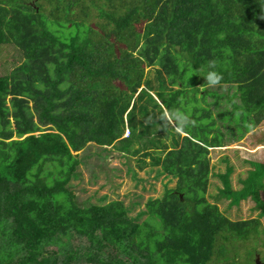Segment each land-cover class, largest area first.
<instances>
[{"label": "trees", "instance_id": "1", "mask_svg": "<svg viewBox=\"0 0 264 264\" xmlns=\"http://www.w3.org/2000/svg\"><path fill=\"white\" fill-rule=\"evenodd\" d=\"M91 7L105 24H88ZM11 44L22 60L0 75V264H211L223 242L262 231L206 194L210 148L227 139L210 105L231 102L229 134L264 121V0H0ZM209 63L227 93L205 84ZM177 110L190 127L158 128ZM90 142L150 156L176 186L143 222L122 200L81 205L69 184ZM246 153L263 178L264 156ZM231 172L220 191L239 203L256 184L233 190Z\"/></svg>", "mask_w": 264, "mask_h": 264}, {"label": "rangeland", "instance_id": "2", "mask_svg": "<svg viewBox=\"0 0 264 264\" xmlns=\"http://www.w3.org/2000/svg\"><path fill=\"white\" fill-rule=\"evenodd\" d=\"M87 19L88 24L94 27L105 24V19L98 15L94 7L90 8V16ZM21 60V51L15 45L2 46L0 75L9 74ZM158 69V66H154L146 70L148 78H152L157 89L161 85L157 79ZM209 89L219 94L229 91L226 86L218 85L209 86ZM233 90L234 88H231V91ZM209 100H214V97L210 96ZM219 103L218 106L210 105V108L216 124L227 132V139L224 141L225 146L210 148L212 169L206 196L210 202H217L223 213L232 220L259 218L262 231L249 240H235V237H232L223 242V253L218 251L211 264H257L258 255L259 259L264 261V177L256 175V168L246 152H260L264 156V150L260 149L264 147V121L257 125L251 124L249 129L242 128L243 132L239 127H233L232 133L229 134L226 128L229 123L220 117L219 112L231 110L233 106L226 98H221ZM128 134L129 130H126L125 136ZM77 153L80 154L81 163L77 176L72 178L69 187L81 205L122 200L129 209V215L138 222H143L148 217V200L162 197L168 188L176 186L177 179L159 171V168L152 164L151 157L144 156L143 153L129 155L121 152L116 146L102 147L91 142L75 154ZM229 167H232L229 176L232 189H243L253 180L256 184L253 194L257 193L256 196L250 193L247 198L235 203L234 197L220 191L225 188L224 175Z\"/></svg>", "mask_w": 264, "mask_h": 264}, {"label": "clouds", "instance_id": "3", "mask_svg": "<svg viewBox=\"0 0 264 264\" xmlns=\"http://www.w3.org/2000/svg\"><path fill=\"white\" fill-rule=\"evenodd\" d=\"M192 67V66H191ZM192 71L196 72V69L192 67ZM206 78V85L208 86H215L220 83L222 77L218 71L215 70V64L209 63L208 70L205 71L203 75H201ZM190 77V76H189ZM159 119L163 121L162 125L158 124L155 119H153V116L147 117V122L151 123L153 120L158 124V128L163 126L166 128L169 125H172L175 127V130L179 133L182 129H185L187 127H190L191 120L190 115L183 112V111H172L169 113L168 111H164L163 113H158Z\"/></svg>", "mask_w": 264, "mask_h": 264}, {"label": "flooded vegetation", "instance_id": "4", "mask_svg": "<svg viewBox=\"0 0 264 264\" xmlns=\"http://www.w3.org/2000/svg\"><path fill=\"white\" fill-rule=\"evenodd\" d=\"M259 257H260V256L258 255L257 264H264V261L260 260Z\"/></svg>", "mask_w": 264, "mask_h": 264}]
</instances>
